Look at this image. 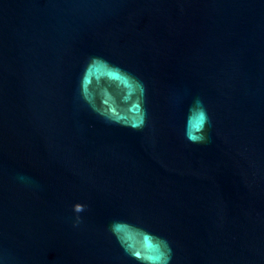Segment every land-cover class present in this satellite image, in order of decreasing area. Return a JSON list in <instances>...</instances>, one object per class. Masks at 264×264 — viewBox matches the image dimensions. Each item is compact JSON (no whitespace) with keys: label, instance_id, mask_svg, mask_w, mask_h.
Listing matches in <instances>:
<instances>
[{"label":"water","instance_id":"1","mask_svg":"<svg viewBox=\"0 0 264 264\" xmlns=\"http://www.w3.org/2000/svg\"><path fill=\"white\" fill-rule=\"evenodd\" d=\"M0 264H264V0H0Z\"/></svg>","mask_w":264,"mask_h":264},{"label":"clouds","instance_id":"2","mask_svg":"<svg viewBox=\"0 0 264 264\" xmlns=\"http://www.w3.org/2000/svg\"><path fill=\"white\" fill-rule=\"evenodd\" d=\"M77 211H81L82 210V208L80 207V206H77V209H76Z\"/></svg>","mask_w":264,"mask_h":264}]
</instances>
